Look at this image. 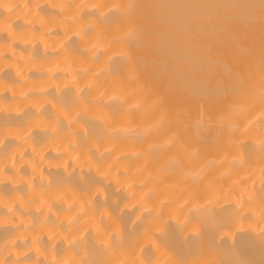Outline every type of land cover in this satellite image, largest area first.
<instances>
[{
    "label": "bare ground",
    "instance_id": "1",
    "mask_svg": "<svg viewBox=\"0 0 264 264\" xmlns=\"http://www.w3.org/2000/svg\"><path fill=\"white\" fill-rule=\"evenodd\" d=\"M26 3L0 31V261L264 264V0Z\"/></svg>",
    "mask_w": 264,
    "mask_h": 264
},
{
    "label": "clouds",
    "instance_id": "2",
    "mask_svg": "<svg viewBox=\"0 0 264 264\" xmlns=\"http://www.w3.org/2000/svg\"><path fill=\"white\" fill-rule=\"evenodd\" d=\"M0 8H4L10 15H9V21L8 23L0 22V31H8L11 34V28H12V23L15 22V19H20L23 15L27 14V3L26 0H24L23 3V8L24 12L23 13H14V9L17 8L16 3H2L0 2ZM31 21H26V23H30ZM2 171V170H0ZM0 264H3V261H0Z\"/></svg>",
    "mask_w": 264,
    "mask_h": 264
}]
</instances>
